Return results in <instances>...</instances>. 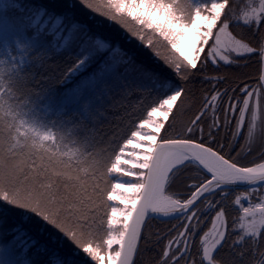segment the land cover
Listing matches in <instances>:
<instances>
[{"label":"snow or ice","instance_id":"obj_1","mask_svg":"<svg viewBox=\"0 0 264 264\" xmlns=\"http://www.w3.org/2000/svg\"><path fill=\"white\" fill-rule=\"evenodd\" d=\"M75 2L121 29L126 43L136 41L169 74L71 12L0 0V226L17 216L53 245L16 225L0 232L13 237L0 243V264H136L141 240L149 239L146 221L156 215L184 221L157 264H264V0H251L257 6L240 15L230 0ZM233 22L257 31L234 34ZM64 54L72 63L57 77L49 61ZM252 54L261 65L257 85L244 84L242 98L214 85L199 113L176 132L175 113L187 95L179 81H189L201 63L232 64ZM38 75L60 86L49 87L43 100L29 87L41 83ZM137 88L165 95L110 153L111 142L95 126L96 106ZM75 114L79 120L61 118ZM180 182L191 190L184 198L170 191ZM238 185L248 190L232 200L242 210L232 239L227 198ZM213 212L193 258L201 216Z\"/></svg>","mask_w":264,"mask_h":264},{"label":"trees","instance_id":"obj_2","mask_svg":"<svg viewBox=\"0 0 264 264\" xmlns=\"http://www.w3.org/2000/svg\"><path fill=\"white\" fill-rule=\"evenodd\" d=\"M4 3H9L10 0H3ZM25 4L29 5H44L47 7L50 11H54L56 13L61 12H71L74 17L78 20H80L83 23H87L90 26H96V30L101 32L104 35H110V36H116L118 39H120V42L128 48L130 51L137 53V59L138 61H144L147 66L152 67L156 69L157 71H161L164 74H169V70L164 68L161 64L153 62V59L144 54L143 52L138 51L131 43H126V41L123 39V32L117 33L113 30V28L109 25L105 28L103 25L96 24L94 21V17L88 13H84L83 10L78 11L75 8H69V4H73L74 7H77L74 2V0H23ZM258 60V58H257ZM257 63V61H255ZM72 63V58L67 55H61L56 56L52 60L49 61V64L52 68L56 69V76L59 77L63 74L64 71H66L67 67H70ZM258 64V63H257ZM199 68H213L211 65H200ZM218 68H233L230 66H219ZM51 72V69H49ZM198 71H194L192 74V78L185 82V81H179L181 85L187 89H190L192 93L195 94H201L204 88L205 90H213V86L216 85L217 89H225V88H232L236 86L239 83V77H236L235 75L231 77H227L223 74L224 80L218 81V82H210V83H200L198 80L200 74ZM206 77L217 75L218 72L213 71H206ZM37 81H40L41 83L37 86L36 81H34L29 87L31 88L32 92L34 93V98H39L40 100L44 99L45 93L47 92V89L49 87L53 89H59V83L58 79L54 78L51 80H48L47 77L43 75H38L36 77ZM208 86V88H206ZM164 93L156 90H146L142 89L140 93L135 94H128L126 93H115V94H109L108 97H106L102 101V106L97 105V109L100 113L99 116L95 117L96 120V128L99 130H102L104 133H106V142H111V146L109 147V152L111 153L113 151V148H116V146L119 143L123 142V139H126L127 136L130 134L132 130H134L135 123L139 120L144 118L146 115L147 109H149L151 106H153L155 103H158L159 99L164 98ZM51 119H57L56 116H50ZM63 119H76L79 120L80 117L78 114L70 115L67 117H61ZM88 127H92L91 124H88ZM116 133V136H113V133ZM173 131L169 132V136H171ZM235 215L238 217L240 214L234 210ZM16 225H21L23 228L30 231L32 235H34L41 243H49L44 238L43 234H39L30 226V223L27 221H22L21 218L17 216L10 215L4 222L2 226H0V232H6L8 229L13 228ZM234 223L228 221V229L231 233L232 239H235L238 234L235 232H232ZM148 230L145 231L144 236L149 237L148 240H142V245L140 248V254L136 260V264H157V261L162 253V243L159 241L158 243H154V236H152L150 233L148 234ZM8 241H5L4 235L0 236V243H7ZM49 247H53L49 243ZM32 253L35 252V249L30 250ZM221 254H226V249L221 251ZM41 260L46 259V257H40Z\"/></svg>","mask_w":264,"mask_h":264},{"label":"rangeland","instance_id":"obj_3","mask_svg":"<svg viewBox=\"0 0 264 264\" xmlns=\"http://www.w3.org/2000/svg\"><path fill=\"white\" fill-rule=\"evenodd\" d=\"M70 2V0H68ZM75 2V0H74ZM230 3L232 5V8L234 9L235 13L237 15L241 14L242 10H247L249 8V6H257L256 4L251 3V0H230ZM75 4H77V7H73L75 8L77 11L79 10H83L84 13H88L91 14L93 16V14L91 13L90 10H87L83 7H81L78 3L75 2ZM94 22L96 24H98V26L103 25L105 28L108 26L109 28V24L106 21H103L101 17L99 16H95L94 17ZM114 31H116L117 33H122L123 31L121 29H119L118 27H116L115 25H110ZM230 30L233 31L234 34H243L245 37L252 35V33L256 32L257 29L255 28V26H253L252 28H249L247 26H244L242 23L237 24L236 22H233L230 25ZM260 32L264 33V24L261 25ZM124 35V33H122ZM48 39H51L50 37ZM211 44V41L209 42ZM131 45H133L138 51L143 52L144 54L151 56V53L148 52L146 49H142L136 41H132ZM161 51H164L163 48H161ZM207 52V48H205V53H202V58L203 56L206 54ZM255 61L257 60V56L255 54H252L250 56H246L243 58H239L237 60V62L232 63V64H224L223 62H220L216 65L212 64L211 61H209L208 65H211L213 68H200L201 70L198 71L200 72V76L198 78V80L200 81V83L203 82H218V81H212V80H208L205 79L206 78V71H213V72H218L217 75H214L212 77H222L223 74L226 75L227 77H231L233 75H235L236 77H239V83L232 87V88H228V89H235L236 90V95H240L241 98L243 96V94H241L239 92V89L243 87L244 84H248L250 87H254L257 85V81H258V76H259V70L261 65L258 63H256ZM205 63H201L200 65H206ZM219 66H230L233 68H218ZM222 75V76H221ZM211 77V76H209ZM181 84V83H180ZM208 88V86L206 87ZM187 89V88H186ZM142 89H132L127 91L128 94H137L140 93ZM218 90H222V89H218ZM202 93L201 94H195L192 93L190 91V89H187V95L184 98V104L181 106V111L175 113L176 115V119L175 121H173L174 125H175V131L179 132L181 131L190 121L191 119H193L195 117V115L197 113H199L200 109L203 107V104L205 103V95L207 94V96L210 98V96L213 94V90H208L205 88L203 90H201ZM219 103V101L217 102ZM173 131V129H169V132ZM221 137H225L228 136V133L225 131H221L220 133ZM241 143H243V140H241ZM258 151V149H257ZM256 157V153L253 152L252 156H247V157H242L241 158V163L245 166L249 165V163ZM191 174V173H188ZM134 180V178L131 177H114L113 178V182H120V183H125L128 181ZM186 182H180L176 185H173V187L170 189V191L172 192H180L182 194L181 198L186 197L187 195H190V191L186 186H185ZM194 190V189H192ZM248 189L247 188H234L233 191H231L229 193L228 196V211H227V218L228 221L230 222H234L235 221V226L238 228V225L240 224V217L242 215V210L240 209L239 206H236L234 204H232V200L236 195H239L243 192H246ZM258 202L256 200L255 197H253V203ZM110 203H116L118 204L119 202H110ZM121 207L123 205H120ZM244 206H248L247 203H244ZM202 207V205H201ZM234 210H236V212H238L240 215L237 217L235 215ZM214 215L213 213H209L207 215H202L201 216V224H200V231L199 234L194 236L192 238V243H193V248L191 251V255L193 258L198 259V256L196 254L195 251V247L199 245V240H200V236L203 235L204 231H207L208 228L211 226V220L210 217ZM184 221L182 219H175V220H161L157 217L154 218H150L147 223H146V227L144 228L143 231V235L145 234V231L148 230V234L150 233L152 236H154V243H158L159 241H161L162 243V247H164V245L167 243L168 239H171L172 236H174L176 234L177 231L182 230V225H183ZM173 226H175V228H173ZM234 227V225H233ZM233 229V228H232ZM231 229V230H232ZM236 233V232H235ZM102 234V232H101ZM239 235V231H237V233ZM44 238H48L47 234H43ZM12 235H4V239L5 241H11L12 240ZM48 241V239H46ZM143 240V239H142ZM142 240L140 242V248L142 245ZM163 250V248H162ZM31 251H29V256H31ZM140 254V250L139 253L136 257V260L138 258ZM183 264V262H182Z\"/></svg>","mask_w":264,"mask_h":264},{"label":"water","instance_id":"obj_4","mask_svg":"<svg viewBox=\"0 0 264 264\" xmlns=\"http://www.w3.org/2000/svg\"><path fill=\"white\" fill-rule=\"evenodd\" d=\"M236 188H247L246 186H244V185H238V186H235ZM154 217H157V218H159V219H161V220H175V218H167V217H162L161 215H156V216H154ZM150 219V218H149ZM149 219H147V221L149 220ZM147 221H146V223H147Z\"/></svg>","mask_w":264,"mask_h":264}]
</instances>
